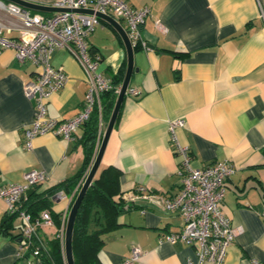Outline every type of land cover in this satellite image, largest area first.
Here are the masks:
<instances>
[{
	"label": "crops",
	"instance_id": "0c3cea01",
	"mask_svg": "<svg viewBox=\"0 0 264 264\" xmlns=\"http://www.w3.org/2000/svg\"><path fill=\"white\" fill-rule=\"evenodd\" d=\"M27 1L53 6L54 0ZM126 1L150 10L141 25L146 47L138 44L133 49L134 70L128 85L139 93L126 92L94 176L114 165L121 171L123 191L142 185L147 192L168 197L180 186L181 157L174 151L178 144L187 147L193 167L229 161L234 170L225 180L220 206L239 232L227 246L222 264L264 262V216L260 214L264 208V0ZM26 9L43 15L55 12ZM87 44L91 55L99 57L98 71L103 76L110 78L126 69L124 42L109 22L100 20ZM51 64L61 68L67 79L48 96L47 115L68 119L83 107L87 75L67 47L53 52ZM35 73L30 60H19L11 48L1 51L0 188L23 183V174L36 169L48 173L38 189L43 190L73 175L83 161L78 143L82 126L70 139L48 132L34 137L31 149L25 148L23 130L34 117L35 102L25 94L24 83ZM177 118L184 123L172 132L169 121ZM105 127L101 121V137ZM71 198V193L60 199L54 195L51 211L67 216ZM138 204L121 213L120 227L103 235L102 263L118 264L134 244L143 250L134 264L195 261L194 245L162 238L180 230V214L155 202ZM6 210L0 198V225ZM12 225L13 232H21L17 217ZM61 228L53 224L39 232L49 240ZM0 264H27L19 257L18 242L1 230ZM32 264L43 263L33 259Z\"/></svg>",
	"mask_w": 264,
	"mask_h": 264
},
{
	"label": "built area",
	"instance_id": "2783aa9c",
	"mask_svg": "<svg viewBox=\"0 0 264 264\" xmlns=\"http://www.w3.org/2000/svg\"><path fill=\"white\" fill-rule=\"evenodd\" d=\"M53 6L69 10L43 15L31 13L14 2L0 0V53L4 48H11L19 60H30L36 67L35 78L24 83L25 94L35 102L34 117L23 130L26 149L32 148L34 137L48 132L70 139L77 128L90 118L95 108L101 114L100 94L113 86L110 78L98 71L99 57L91 55L88 50L87 37L100 22L95 12L110 14L117 20L124 21L132 46L140 44L146 47L141 36V25L150 13L148 6L134 8L126 0H54ZM77 8H91L94 12L72 10ZM12 31L16 32L15 36L10 35ZM59 47H67L79 60L87 75L88 84L83 107L68 119L52 118L47 115L46 109L48 96L59 90L67 79L61 68L51 64L52 54ZM115 88L118 92L120 86ZM126 92L132 95L139 93L133 87H128ZM183 123L182 118L170 120L169 129L174 132L175 128ZM174 151L181 157L180 186L175 194L168 197L159 196L147 192L144 186L139 185L136 189L128 191L125 196L128 201L155 202L163 210L180 214L183 222L180 230L166 233L162 238L170 243L179 241L194 245L197 249L196 259L189 260L188 264H222L227 246L239 232V228L231 223L220 206L225 194V180L234 167L227 160L193 167L186 146L178 144ZM91 163L92 160L80 180L81 184ZM23 177V183H9L1 187L0 198L7 205L6 212L16 213L21 223L23 241L18 244L19 257L23 258L25 263L32 264L33 259H39V246L43 244L39 229L54 223L49 210H42L38 215L32 216L26 210L18 209L19 200L24 196L25 190L45 182L48 173L31 169L26 171ZM55 197L64 198L66 194L59 191ZM260 214L264 216V208ZM65 220L64 214L62 228L57 234L62 241ZM32 242L35 245H32ZM142 253V248L134 244L130 253L118 264H134ZM251 263L264 264L257 259H252Z\"/></svg>",
	"mask_w": 264,
	"mask_h": 264
},
{
	"label": "trees",
	"instance_id": "16d2710c",
	"mask_svg": "<svg viewBox=\"0 0 264 264\" xmlns=\"http://www.w3.org/2000/svg\"><path fill=\"white\" fill-rule=\"evenodd\" d=\"M137 47L138 44H135L133 49ZM124 71L125 68L122 67L114 73L110 77L113 87L101 92V114L95 108L90 118L82 125L83 133L78 143L82 146L84 156L79 170L62 182L43 190H38L40 184L35 185L34 191L29 197H21L18 209H24L32 216L38 215L42 210H49L53 223L57 227L62 226L63 218L51 211L52 197L60 190L69 194L76 189L71 198V206L80 189V180L92 160L97 144L101 140L100 123L102 121L106 124L109 119L117 96L115 87L120 86ZM120 177V169L114 165H108L93 177L91 184L86 189L78 207L72 230L71 247L74 264H103L99 257V251L104 244L103 235L121 226L118 220L121 213L141 206L138 202L127 200L125 196L127 191L121 189ZM15 217L16 213L6 212L0 230L5 234H11L19 244L23 240L20 231L19 233L13 232L12 220ZM41 238L43 244L39 246L40 261L43 264H67L64 244L59 236L56 235L49 240ZM32 245H35L34 242Z\"/></svg>",
	"mask_w": 264,
	"mask_h": 264
},
{
	"label": "water",
	"instance_id": "95a60500",
	"mask_svg": "<svg viewBox=\"0 0 264 264\" xmlns=\"http://www.w3.org/2000/svg\"><path fill=\"white\" fill-rule=\"evenodd\" d=\"M5 1H11L16 3L17 5L23 7V8H34L38 10H52V11H63V10H69L68 8H61L57 6H48L45 4H38L34 2H30L27 0H5ZM73 11L76 12H83V13H93V9L91 8H77V9H72ZM95 14L101 19L109 22L115 29L116 31L120 34L125 48H126V54H127V63H126V69L124 72V76L122 79V82L120 84V88L117 92L116 100L114 103V106L112 108L111 114L109 116V119L106 123V127L104 132L102 133L101 140L98 144V146L95 149V152L92 156V163L91 166L86 173L83 182L80 186V189L73 200L67 216L65 220V226H64V238H63V244H64V254H65V259L67 264H74L73 257H72V247H71V240H72V230H73V224L75 220V216L78 210V207L80 205V202L86 192V189L88 186L91 184L92 179L99 167V164L101 162V158L103 156L108 138L110 136V133L114 127L115 121L117 119L118 113L120 111L121 104L123 102V99L126 94V90L128 88L132 72L134 70L133 67V46L131 44V41L127 35V32L125 28L122 26L119 20L114 18L110 14L102 13V12H95ZM34 191V188H27L25 190V197H29Z\"/></svg>",
	"mask_w": 264,
	"mask_h": 264
}]
</instances>
